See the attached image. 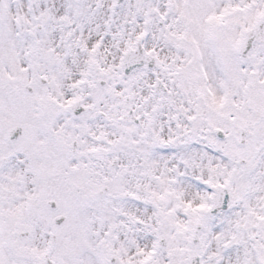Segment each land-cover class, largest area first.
Listing matches in <instances>:
<instances>
[{
	"label": "snow or ice",
	"instance_id": "1",
	"mask_svg": "<svg viewBox=\"0 0 264 264\" xmlns=\"http://www.w3.org/2000/svg\"><path fill=\"white\" fill-rule=\"evenodd\" d=\"M0 264H264V0H0Z\"/></svg>",
	"mask_w": 264,
	"mask_h": 264
}]
</instances>
